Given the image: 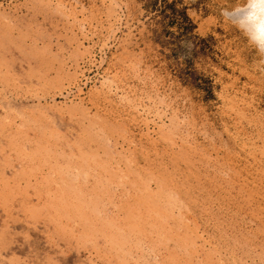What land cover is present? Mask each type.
Masks as SVG:
<instances>
[{
	"label": "rangeland",
	"instance_id": "obj_1",
	"mask_svg": "<svg viewBox=\"0 0 264 264\" xmlns=\"http://www.w3.org/2000/svg\"><path fill=\"white\" fill-rule=\"evenodd\" d=\"M212 3L0 0V147L16 130L15 144L34 148L26 181L38 184L26 188L28 201L44 202L51 187L52 199L79 191L75 201L85 203L72 215L83 218L76 228L69 220L58 234L61 255L73 261L58 264H264V255L243 258L220 238L216 210L202 197L183 200L176 183L155 192L156 169L180 176L195 139V156H241L224 133L233 124L222 118L226 99L251 101V116L264 121L259 58ZM15 98L26 104L7 106ZM87 187L91 198L81 194ZM181 228L193 240L175 244ZM0 264L34 263L15 250Z\"/></svg>",
	"mask_w": 264,
	"mask_h": 264
},
{
	"label": "bare ground",
	"instance_id": "obj_2",
	"mask_svg": "<svg viewBox=\"0 0 264 264\" xmlns=\"http://www.w3.org/2000/svg\"><path fill=\"white\" fill-rule=\"evenodd\" d=\"M257 74L259 75L258 72ZM260 78L262 77L260 76ZM256 85H259V83ZM261 86L264 85H260V88ZM250 95L252 96V94ZM226 100V104H223L225 108L222 112V118L226 120L229 117L232 118L233 124L232 122L229 126L227 124L224 133L227 134L226 136L230 143L232 142L236 145L237 151L241 156H234L225 152L224 157V154L219 149H211V151L209 150L204 152V154L195 156V139L185 147L187 150V160H185V169L180 173V176L172 175L171 173L169 175L164 166L162 169H156L160 179L155 177V192L162 191L163 186H170L171 183H176L172 189L183 200H188L191 198V195L202 197L207 207L211 208L212 206L216 210L215 219L217 224L214 225L215 227H219V230L221 229L220 231L222 233L220 234V238H224L223 240L226 243L228 242L237 246L236 251L238 252L236 254H239V256L254 260L255 255H264V121H259V118L254 119L251 116V101V103L247 101H239L237 103L233 98ZM245 100L247 99L245 98ZM25 104L26 101L24 99L19 101L15 98L14 102H8L7 106L15 107V105H19L20 107ZM255 110L257 111V109ZM256 111L255 113H257ZM258 111V113H261L260 108ZM255 113H253V116H255ZM230 130H232V133H229ZM17 134L20 135L16 130L13 131L10 138L6 141L7 143H5L6 145L0 147V260L7 253L19 250L34 264H58L67 260L73 261L72 256L66 258V256L61 255V243L59 241L61 238H58V234L61 227H68H64V224L72 220L74 211L81 209L85 203L79 204V202L75 201L79 191L75 194L68 192L64 195H58L56 200L52 199L51 187L46 188L44 202H41L39 197L32 198L31 201H28L26 188L31 186L33 190V185L38 184L34 179L26 181V149L28 151H34V148L26 147V144L23 146L22 143H20V145L22 144L20 147L19 144H15V136H18ZM20 137H23L22 133ZM2 142L5 141L3 140ZM213 142L215 143V141ZM218 142H221V140ZM260 146L261 150L258 151ZM50 148L44 147L42 150L46 149L50 151ZM53 148L56 149V147ZM83 157V154L76 153L73 160L75 162H81ZM194 157L195 159H193ZM63 158L66 161L71 159L68 155H63ZM53 170L59 173L62 171V168L57 167ZM64 172L68 173L66 170ZM43 177L41 176V179ZM47 179L45 184L51 181L50 178ZM167 182H169L168 185H166ZM55 186L59 190L60 186L58 184H55ZM87 190L88 187L82 188L83 193L81 192V194L84 197L91 198ZM157 207L159 208V205ZM158 208H152V212H159L160 210ZM207 216L209 217V215ZM156 217H158L157 214ZM245 217H247L248 221H245ZM81 219L83 218L81 217L80 220L76 219V221L72 220L73 223H71V226L74 225V227L72 226L73 229L81 222ZM251 222L254 223L252 226L254 227L255 225L254 228L250 227L249 224ZM246 225H249V227ZM180 230L175 231L174 235H172L175 236V244H181L183 237H186L187 240L191 238L190 235L188 237L187 232L186 234L182 232V228ZM26 232L29 234L27 237ZM244 233L247 236H244ZM191 240L193 239L191 238ZM244 240H247V246L244 245ZM253 262L251 261L250 263Z\"/></svg>",
	"mask_w": 264,
	"mask_h": 264
},
{
	"label": "clouds",
	"instance_id": "obj_3",
	"mask_svg": "<svg viewBox=\"0 0 264 264\" xmlns=\"http://www.w3.org/2000/svg\"><path fill=\"white\" fill-rule=\"evenodd\" d=\"M215 14L240 34L245 48L254 51L258 70H264V0H213Z\"/></svg>",
	"mask_w": 264,
	"mask_h": 264
}]
</instances>
